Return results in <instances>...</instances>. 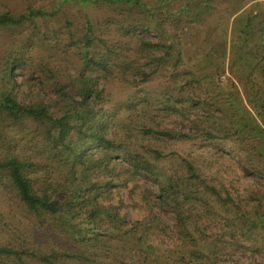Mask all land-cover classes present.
I'll return each instance as SVG.
<instances>
[{"label":"trees","instance_id":"trees-1","mask_svg":"<svg viewBox=\"0 0 264 264\" xmlns=\"http://www.w3.org/2000/svg\"><path fill=\"white\" fill-rule=\"evenodd\" d=\"M24 1L0 9V264H264V3L235 11L238 84L219 81L222 0ZM72 5L122 19H77ZM192 27L206 34L200 66L183 65ZM129 73L163 82L113 93ZM174 114L195 132L162 127ZM138 199L147 212L130 217Z\"/></svg>","mask_w":264,"mask_h":264},{"label":"rangeland","instance_id":"rangeland-1","mask_svg":"<svg viewBox=\"0 0 264 264\" xmlns=\"http://www.w3.org/2000/svg\"><path fill=\"white\" fill-rule=\"evenodd\" d=\"M43 2L48 1L50 2L51 0H42ZM257 0H222L221 3L219 4V9L217 11L216 14H211L210 15V20H216L217 23V28L213 31L212 34H214L215 38L217 40H220L221 42H224V44H226V46L228 47V52L225 55L226 61H225V67H224V72L221 74V77H219V81L221 83L228 81L229 76L231 75L234 80L238 83L241 84L237 75L233 74L232 72L230 73L229 71V61H230V50H229V45H230V35L233 34V24H234V17L236 16L235 11L239 10V12H244L247 11V9L252 7V4H254ZM260 2L264 3V0H261ZM5 6H9V7H13L16 10H24L26 8V3L24 0H0V9H4L6 8ZM113 13L114 19L116 20L118 18L121 17L122 19V15L120 16V14H117L118 11H113V8L107 7V6H103V8H99V9H95L94 7H87L86 10L83 9V7L81 5H78L75 7V5H72L71 7V13L73 14V16H76V18L78 19H85V15L86 14H92L94 18L97 19V21L104 23L106 21V16H108L109 14L111 15ZM120 17H119V16ZM78 21V20H77ZM207 25H209V21L207 22ZM206 25V26H207ZM114 27H112L111 29V33L113 31ZM209 30V29H207ZM103 32L107 33V29L105 28L103 30ZM121 33V31L119 32ZM118 33V37L120 36V38L122 40H126V37H122L120 34ZM138 35L140 36H144L152 41H158L160 38L154 34L153 32H139ZM118 37L114 38V37H110L111 39H117ZM206 37L205 31L203 33H201V29L199 27H192L189 30H186L185 33H180V38L179 41L181 42L184 50L186 51V54L184 55L185 60H183V65L185 66L187 64V62H189L192 66H194L195 64L197 65H203L205 64V60H204V52L202 53L201 47H202V40ZM227 37V38H225ZM215 38L213 37V40H215ZM226 40V41H225ZM208 45L206 44L203 48H206ZM226 47V48H227ZM204 50V49H203ZM174 59L169 60V62L167 63V69L168 70H173L175 68H173V63H174ZM239 70L235 69L236 72L238 73H242V69H240V67H237ZM153 69L152 68H148L147 72H151ZM159 73H155L152 76L151 81L144 83H141L143 77L141 75L138 74H134V73H129L130 75V79L132 81L131 86H127L124 84H115V85H111V89L113 90V93L118 94V95H123L125 92H129L130 88H132L135 84H142L145 85V88H158V86H160V84H162V78L158 75ZM24 73L23 70L20 69L18 72V81H21L23 79ZM151 78V77H150ZM39 83V82H38ZM121 92H123L121 94ZM159 121L161 120V118L158 119ZM180 118L178 115L174 114L171 116H166L162 119V123L161 126L162 127H170L173 129H177V130H185V131H194L193 127L190 125L189 122H179ZM195 132V131H194ZM162 143L166 144L167 147L164 148L165 152L169 150H187L190 149V145H181L178 144L176 145L175 143L169 142V141H163ZM242 148V146H240V149ZM237 149H239V146L237 147ZM244 156V155H243ZM224 163H234V166L236 167L237 171L233 172V177H235L236 175L234 174L235 172H239V173H245V170L240 168L237 164V161L234 157H230V158H226L223 159ZM222 163V162H220ZM236 164V165H235ZM238 173V175H240ZM235 175V176H234ZM231 176V177H232ZM241 177L243 175H240ZM142 186H146L148 185V187H150L151 183H154L153 180H151L150 178H148V176H142ZM251 179V178H249ZM230 180V177L228 178V181ZM248 182V181H247ZM142 187V188H143ZM116 191V195L118 197L123 198V200H125L126 203H131L133 201V194L130 191V189L128 187H121V188H115ZM134 200H136V198H134ZM138 203L137 205H134L132 207H129L128 209H125L126 212H128V215L130 217L133 218H140V216L144 213L147 212V206L143 205L140 203V200H137ZM164 215L167 216L168 220L171 221V217L169 216L168 213L165 212V210H163ZM237 258L242 261L245 262L248 260L247 255L245 253H238Z\"/></svg>","mask_w":264,"mask_h":264}]
</instances>
